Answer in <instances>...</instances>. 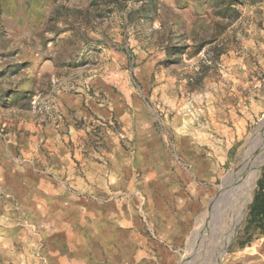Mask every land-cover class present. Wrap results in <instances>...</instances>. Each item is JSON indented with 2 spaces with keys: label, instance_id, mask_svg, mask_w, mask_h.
<instances>
[{
  "label": "rangeland",
  "instance_id": "1",
  "mask_svg": "<svg viewBox=\"0 0 264 264\" xmlns=\"http://www.w3.org/2000/svg\"><path fill=\"white\" fill-rule=\"evenodd\" d=\"M263 121L264 0L0 5V138L25 145L16 156L23 174L66 182L62 163L69 161L65 171L82 173L84 155L108 175L110 159L126 181L132 178L135 196L141 189L179 186L177 168L211 161L203 206L180 242L159 245V264H253V255L262 257L264 237L245 249L238 244L253 195L230 243L202 226ZM33 125L46 135L38 138L39 151H52L45 146L52 134L53 151H67L68 161L30 160ZM123 182L116 196L127 191ZM136 210L143 217L140 202ZM101 249L102 264L123 261L120 255L108 261Z\"/></svg>",
  "mask_w": 264,
  "mask_h": 264
},
{
  "label": "crops",
  "instance_id": "2",
  "mask_svg": "<svg viewBox=\"0 0 264 264\" xmlns=\"http://www.w3.org/2000/svg\"><path fill=\"white\" fill-rule=\"evenodd\" d=\"M29 2L0 0V5L23 6ZM42 127L33 125V141L27 149L30 160L46 163L51 156L54 160L59 156L61 161H68L67 151H53L57 149L52 134L45 143L52 151H39L38 138L46 136ZM5 140L0 138V259L4 264H102L97 256L102 245L108 261L117 255L123 259L114 264H151V260L159 264V245L181 241L188 223L203 206L205 185L212 179L211 161L188 160L190 170H176L179 186L141 189L133 196L132 178L126 181L118 174L114 162L109 159L110 174L106 175L102 163L82 155V173L65 171L69 161H64L59 169L67 181L59 183L41 173L23 174L16 156L17 149L24 150L25 145L15 139ZM120 179L129 187L122 196H116V190H121L116 187ZM139 202L145 209L141 218L136 210ZM149 227L155 234L145 232ZM252 258L253 264H264V253L261 258Z\"/></svg>",
  "mask_w": 264,
  "mask_h": 264
},
{
  "label": "bare ground",
  "instance_id": "3",
  "mask_svg": "<svg viewBox=\"0 0 264 264\" xmlns=\"http://www.w3.org/2000/svg\"><path fill=\"white\" fill-rule=\"evenodd\" d=\"M264 165V121L241 152L211 206L212 218L202 229L230 243L240 227ZM201 229V228H200ZM201 233V231H199Z\"/></svg>",
  "mask_w": 264,
  "mask_h": 264
},
{
  "label": "trees",
  "instance_id": "4",
  "mask_svg": "<svg viewBox=\"0 0 264 264\" xmlns=\"http://www.w3.org/2000/svg\"><path fill=\"white\" fill-rule=\"evenodd\" d=\"M262 237H264V166L248 206L246 225L238 244L244 248Z\"/></svg>",
  "mask_w": 264,
  "mask_h": 264
}]
</instances>
